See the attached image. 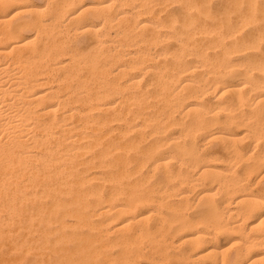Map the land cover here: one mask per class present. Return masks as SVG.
<instances>
[{"label":"bare ground","instance_id":"obj_1","mask_svg":"<svg viewBox=\"0 0 264 264\" xmlns=\"http://www.w3.org/2000/svg\"><path fill=\"white\" fill-rule=\"evenodd\" d=\"M263 39L264 0H0V264H264Z\"/></svg>","mask_w":264,"mask_h":264},{"label":"rangeland","instance_id":"obj_2","mask_svg":"<svg viewBox=\"0 0 264 264\" xmlns=\"http://www.w3.org/2000/svg\"><path fill=\"white\" fill-rule=\"evenodd\" d=\"M222 0H212V4H213V6L215 7V6H219L220 5V2H221ZM171 7H173V8H175L176 7V4H174V3H172V6ZM254 26L253 25H246L245 27H243L242 29V32L240 33V35H243L244 36V39L246 40V39H248V37H249V35L251 34V31H252V28H253ZM257 27V29L259 28V25H257L256 26ZM261 42V49L264 51V39L263 40H261L260 41ZM250 52H255V53H257V51H255V50H250ZM236 58V56H234V59ZM214 142H211L210 143V147L209 146H206L207 148H205L204 149V151H208L209 150V148H210V150L214 147V145H216L217 144V142H219L217 139H215V140H213ZM212 143H214V145L212 144ZM209 150V152H211ZM261 170H259V171H254L251 175H250V177H251V186H252V188L255 190V191H258V188L260 189V187L262 186V183H264V182H262V181H264V179L263 178H261V176H262V174H263V170L260 172ZM260 175V176H259ZM257 177L259 178V180L257 179ZM261 178V179H260ZM257 182H256V181ZM255 183V184H254ZM259 184H261V185H259ZM255 185V186H254ZM198 194V192H197V189L195 190V191H193L192 192V194H191V196H190V201H192V199H193V195H195V194ZM196 194V195H197ZM195 195V197H197ZM194 197V198H195ZM192 198V199H191ZM191 203H193L191 206L192 207H189L190 208V212L192 213L197 207H196V204L194 203V200L191 202ZM193 205H195V207H193ZM220 239H219V241L221 242V244H225V242L227 243V237L226 236H224V235H220V237H219ZM223 242V243H222ZM226 245V244H225Z\"/></svg>","mask_w":264,"mask_h":264}]
</instances>
